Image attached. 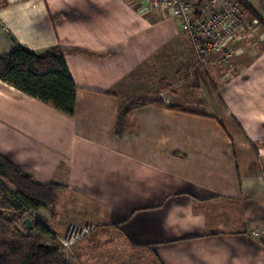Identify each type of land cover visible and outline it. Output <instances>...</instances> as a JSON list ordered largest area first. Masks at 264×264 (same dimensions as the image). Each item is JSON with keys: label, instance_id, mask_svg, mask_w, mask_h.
Wrapping results in <instances>:
<instances>
[{"label": "crops", "instance_id": "1", "mask_svg": "<svg viewBox=\"0 0 264 264\" xmlns=\"http://www.w3.org/2000/svg\"><path fill=\"white\" fill-rule=\"evenodd\" d=\"M161 15L129 0H0V53L61 46L77 86L67 115L0 79V154L64 185L53 236L96 222L62 251L69 264H264V52L220 79L209 58L192 63L177 109L140 107L115 133L122 82L185 36Z\"/></svg>", "mask_w": 264, "mask_h": 264}, {"label": "trees", "instance_id": "2", "mask_svg": "<svg viewBox=\"0 0 264 264\" xmlns=\"http://www.w3.org/2000/svg\"><path fill=\"white\" fill-rule=\"evenodd\" d=\"M239 1L242 8L264 26L263 17L252 5ZM0 79L67 115L74 114L77 86L61 46L38 53L18 44L12 50L0 53ZM147 105L165 106L154 96L128 99L121 104L115 127L118 137L125 132L128 115ZM63 187L54 182L35 181L0 154V207L16 212H37L44 208L54 216L56 193ZM12 221L0 211V264H69L59 244L47 243L48 248L38 246L44 236H50L51 240L56 238L43 223L35 220L28 234H13Z\"/></svg>", "mask_w": 264, "mask_h": 264}, {"label": "rangeland", "instance_id": "3", "mask_svg": "<svg viewBox=\"0 0 264 264\" xmlns=\"http://www.w3.org/2000/svg\"><path fill=\"white\" fill-rule=\"evenodd\" d=\"M129 1L136 5L134 0ZM144 13L152 19H158L162 16L161 13L158 12L144 11ZM258 13L264 19V11ZM245 15L247 24L249 25L246 29L247 37L234 45L232 55L225 60L222 59L221 55L209 56V60H211V63L215 66L213 78L220 79L225 73L227 74V77L233 75L239 66L248 63L256 54L264 52L263 24L261 25L259 19L249 15L247 11H245ZM253 19L257 20L254 24L250 22ZM194 62L196 63L197 61L194 56L191 42L186 38V35L175 40L159 53L149 58L122 82V84H124V87L122 88V94L124 95L122 103L128 99H144L154 96L160 98L165 106H174L175 103H173L169 97L175 86L189 76L190 67L193 66L192 63ZM126 129L127 126L125 131ZM12 188L13 187H11V189ZM1 200L2 199L0 198V201ZM0 211H3L9 219H13L14 222L12 221V228L14 230L11 229L13 234L19 232L22 234L29 233V230L24 226L25 224L22 223L25 217H30L33 221L37 220L46 225L47 219H49L51 215V213H49L50 211L47 209H40L37 212H16L0 207ZM86 222H93L96 224L94 221ZM71 223L72 222L67 223L63 231L67 225ZM15 230H17V232ZM41 242L51 243L53 245L58 244L57 239L55 238V240H51L50 236H44L41 239Z\"/></svg>", "mask_w": 264, "mask_h": 264}, {"label": "built area", "instance_id": "4", "mask_svg": "<svg viewBox=\"0 0 264 264\" xmlns=\"http://www.w3.org/2000/svg\"><path fill=\"white\" fill-rule=\"evenodd\" d=\"M142 13H170L178 29L190 40L197 62L204 63L211 55L228 59L237 41L246 36L245 10L239 0H134ZM257 11H264V0H244ZM257 20L250 21L252 24ZM97 227L93 222L68 224L56 236L59 246L69 251L79 240ZM264 234V229L260 231Z\"/></svg>", "mask_w": 264, "mask_h": 264}, {"label": "water", "instance_id": "5", "mask_svg": "<svg viewBox=\"0 0 264 264\" xmlns=\"http://www.w3.org/2000/svg\"><path fill=\"white\" fill-rule=\"evenodd\" d=\"M23 223L28 230L33 228V220L30 217H25ZM38 246L48 248L49 244L40 242Z\"/></svg>", "mask_w": 264, "mask_h": 264}]
</instances>
